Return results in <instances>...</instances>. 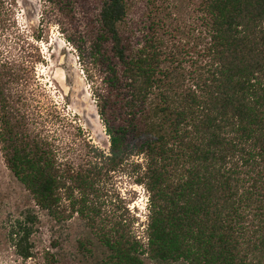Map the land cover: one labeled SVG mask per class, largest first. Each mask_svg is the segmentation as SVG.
Returning a JSON list of instances; mask_svg holds the SVG:
<instances>
[{
	"label": "trees",
	"instance_id": "1",
	"mask_svg": "<svg viewBox=\"0 0 264 264\" xmlns=\"http://www.w3.org/2000/svg\"><path fill=\"white\" fill-rule=\"evenodd\" d=\"M44 2L70 24L84 13L109 148L87 169H61L20 130L0 67V151L33 205L9 233L16 256L36 259L34 208L58 224L85 213L93 222L100 181L129 163L147 194L144 231L98 232L95 264H264V0H201L192 90L179 92L154 24L139 39L127 32L130 0ZM43 263L59 261L45 254Z\"/></svg>",
	"mask_w": 264,
	"mask_h": 264
},
{
	"label": "rangeland",
	"instance_id": "2",
	"mask_svg": "<svg viewBox=\"0 0 264 264\" xmlns=\"http://www.w3.org/2000/svg\"><path fill=\"white\" fill-rule=\"evenodd\" d=\"M201 6V0H130L126 30L139 39L154 24L174 91L192 90L197 59L190 48L194 38L204 35ZM90 15L94 17L95 11ZM84 19V13H77L70 24L44 0H0V67L10 113L24 134L46 146L61 169L73 171L87 169L96 150L106 153L109 148L93 97L102 86L86 59ZM136 176L128 163L102 178L99 198L90 202L97 214L87 211L93 222L85 213L58 224L34 208L38 223L30 242L36 259L24 261L16 256L9 233L33 205L0 151V264H44L45 254L59 264H95L102 257L98 232L121 223L142 236L148 200L143 188L134 184Z\"/></svg>",
	"mask_w": 264,
	"mask_h": 264
},
{
	"label": "bare ground",
	"instance_id": "3",
	"mask_svg": "<svg viewBox=\"0 0 264 264\" xmlns=\"http://www.w3.org/2000/svg\"><path fill=\"white\" fill-rule=\"evenodd\" d=\"M57 78H58L59 82L61 83V81H62V79H63V77H62V73H61V72H58V73H57Z\"/></svg>",
	"mask_w": 264,
	"mask_h": 264
}]
</instances>
